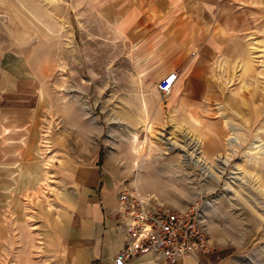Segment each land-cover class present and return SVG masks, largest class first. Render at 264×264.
Here are the masks:
<instances>
[{
  "label": "rangeland",
  "instance_id": "obj_1",
  "mask_svg": "<svg viewBox=\"0 0 264 264\" xmlns=\"http://www.w3.org/2000/svg\"><path fill=\"white\" fill-rule=\"evenodd\" d=\"M75 6L0 0V52L35 94L24 153L0 159V264H55L68 171L97 151L120 190L196 207L213 247L264 264V14L230 35L216 26L209 55L205 42L163 94L171 43L143 50Z\"/></svg>",
  "mask_w": 264,
  "mask_h": 264
},
{
  "label": "crops",
  "instance_id": "obj_2",
  "mask_svg": "<svg viewBox=\"0 0 264 264\" xmlns=\"http://www.w3.org/2000/svg\"><path fill=\"white\" fill-rule=\"evenodd\" d=\"M65 1L73 9L77 8L75 3L79 0ZM85 1L103 23H109L116 33L132 44L141 45L143 50L151 42H170L172 60L161 73L165 75L174 70L177 80L183 78L182 83L187 82L188 70L195 71L200 47L206 42L207 47H203L206 51L208 42L217 40L216 26L230 35L233 27L247 28L248 16L264 14V0ZM204 54L208 56L209 52ZM7 58V54L0 52L1 160L17 159L24 153L27 137L32 132L30 122L35 97L23 87L21 71L15 70L14 64L8 67ZM193 86L187 83L183 87ZM105 170L106 160L103 156L99 161V151L71 165L65 183L68 186L63 200L65 215L59 228L61 236L56 244L59 256L55 264H114V257L127 235L115 212L119 186ZM199 259L202 264H237L238 259L242 264L240 256L223 246L213 247ZM127 264L163 262L158 256L144 254ZM176 264L198 263L195 257L186 256L179 258Z\"/></svg>",
  "mask_w": 264,
  "mask_h": 264
},
{
  "label": "built area",
  "instance_id": "obj_3",
  "mask_svg": "<svg viewBox=\"0 0 264 264\" xmlns=\"http://www.w3.org/2000/svg\"><path fill=\"white\" fill-rule=\"evenodd\" d=\"M176 80L177 73L168 72L157 83L158 91L169 93ZM116 200L115 212L127 237L114 264H127L144 254L158 256L163 264H176L186 256L202 264L199 256L213 249L196 207L168 208L154 202L150 195L126 188L118 192Z\"/></svg>",
  "mask_w": 264,
  "mask_h": 264
},
{
  "label": "bare ground",
  "instance_id": "obj_4",
  "mask_svg": "<svg viewBox=\"0 0 264 264\" xmlns=\"http://www.w3.org/2000/svg\"><path fill=\"white\" fill-rule=\"evenodd\" d=\"M173 86H174V85H173ZM172 88H173V87H172ZM170 91H171V90H170ZM229 138H232V137L230 136ZM229 138L226 140V144H227V145L232 144V141H231V139H229ZM198 143H200V141H199ZM187 145H188V144H186V145H184V146L187 147ZM182 146H183V145H182ZM194 147H195V148H194V152L192 153V155L196 156V155L198 154V161H199V163H200L201 161L203 162V156L200 155V150H199V147H200V146L196 144ZM201 152H202V151H201ZM181 156H182L183 159H185V157H187V155H183V154H182ZM186 160H187V158H186ZM199 163H198V164H199ZM199 165H200V164H199ZM156 169H157V168H156ZM205 173L208 175V172H205V171H204V174H205ZM146 179H147V178H146ZM148 180H149V179H148ZM150 180H151V179H150ZM145 182H146V181H145ZM147 183H148V182H147ZM147 185H149V184H147ZM146 187H148V186H146ZM149 187H150V185H149ZM150 188H152V185H151ZM153 188H154V187H153ZM156 189H157V188H156Z\"/></svg>",
  "mask_w": 264,
  "mask_h": 264
},
{
  "label": "trees",
  "instance_id": "obj_5",
  "mask_svg": "<svg viewBox=\"0 0 264 264\" xmlns=\"http://www.w3.org/2000/svg\"><path fill=\"white\" fill-rule=\"evenodd\" d=\"M99 161L100 162L102 161V152H100V154H99Z\"/></svg>",
  "mask_w": 264,
  "mask_h": 264
}]
</instances>
